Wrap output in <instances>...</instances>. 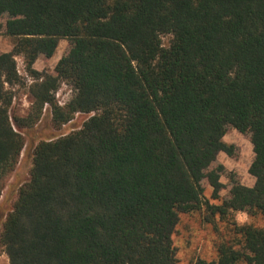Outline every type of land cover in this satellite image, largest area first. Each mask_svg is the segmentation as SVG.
I'll list each match as a JSON object with an SVG mask.
<instances>
[{"label": "trees", "instance_id": "trees-1", "mask_svg": "<svg viewBox=\"0 0 264 264\" xmlns=\"http://www.w3.org/2000/svg\"><path fill=\"white\" fill-rule=\"evenodd\" d=\"M13 39L0 53V196L24 149L11 123L15 58L32 78L27 117L45 106L55 128L76 114L81 128L42 141L29 180L0 222L9 264H178L172 235L180 214L202 209L225 220L264 218V0H0ZM169 36L167 46L162 37ZM69 49L54 73L33 69L59 41ZM62 82L73 95L64 105ZM228 129L249 138L251 187L225 173ZM240 249L221 244L215 261L264 264V228L237 227Z\"/></svg>", "mask_w": 264, "mask_h": 264}, {"label": "rangeland", "instance_id": "rangeland-1", "mask_svg": "<svg viewBox=\"0 0 264 264\" xmlns=\"http://www.w3.org/2000/svg\"><path fill=\"white\" fill-rule=\"evenodd\" d=\"M5 25L6 18L1 17L0 53L10 52L13 48V39L6 34ZM161 41L164 46H167L170 37H162ZM68 49L69 44L67 41H59L54 55L51 58L40 56L35 61L33 69L38 72L53 74L57 62L66 54ZM15 61L18 74L21 77V84L13 87L14 97L10 109V117L13 128L23 137L25 145L19 157V162L14 172L7 179L0 196V222L2 219L4 220V215L12 209L17 199L19 188L29 180L34 147L42 141L55 139L80 129L84 121L90 116L76 114L69 123L57 129L52 123L50 108L45 106L41 118L35 126L23 130L18 128L15 120L27 117L31 106L28 86L32 78L26 71L23 58L17 56ZM72 95L73 91L70 85L62 82L55 94L57 104L64 106ZM223 141L233 145L235 153L230 156L225 153H219L216 157L217 164L222 165L225 169V173L220 178L223 188L219 193L218 201L211 199L212 190L206 182L203 183L204 198L213 205H219L228 195L230 177L236 178L242 185L247 187H251L254 183V178L248 173V168L253 159L252 144L249 138L234 129H228ZM245 224L264 228V218L259 215L250 217L245 212H237L230 214L223 220L217 216L210 215L205 206L193 213L180 214L179 222L172 235L178 264H195L197 260L215 261L218 256V246L221 244L240 249L243 241L235 229ZM0 264H9L1 247Z\"/></svg>", "mask_w": 264, "mask_h": 264}]
</instances>
